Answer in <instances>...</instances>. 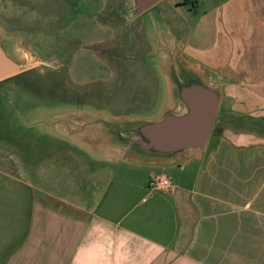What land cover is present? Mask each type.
Returning <instances> with one entry per match:
<instances>
[{"label": "crops", "instance_id": "obj_1", "mask_svg": "<svg viewBox=\"0 0 264 264\" xmlns=\"http://www.w3.org/2000/svg\"><path fill=\"white\" fill-rule=\"evenodd\" d=\"M180 1L143 11L219 92L204 148L141 157L92 120L145 117L73 110L66 146L9 174L21 198L0 215V264H264V0ZM153 173L166 192L146 188Z\"/></svg>", "mask_w": 264, "mask_h": 264}, {"label": "rangeland", "instance_id": "obj_2", "mask_svg": "<svg viewBox=\"0 0 264 264\" xmlns=\"http://www.w3.org/2000/svg\"><path fill=\"white\" fill-rule=\"evenodd\" d=\"M160 5L169 8L161 1L150 10ZM132 8V0H0V40L21 65L0 80L1 216L21 198L9 175L18 177L19 154L66 146L56 139L60 118L78 109L145 119L164 111L170 80L148 11Z\"/></svg>", "mask_w": 264, "mask_h": 264}, {"label": "water", "instance_id": "obj_3", "mask_svg": "<svg viewBox=\"0 0 264 264\" xmlns=\"http://www.w3.org/2000/svg\"><path fill=\"white\" fill-rule=\"evenodd\" d=\"M154 0H132V14H137ZM158 57L163 74L170 80V101L158 117L119 119L94 118L92 122L105 128L113 140L141 157H171L204 148L219 105L217 89L207 84L188 68L174 48L157 40ZM162 47V51L159 49ZM163 52V56H162ZM20 63L11 57L0 40V80L17 74ZM72 113L59 119L68 123Z\"/></svg>", "mask_w": 264, "mask_h": 264}, {"label": "built area", "instance_id": "obj_4", "mask_svg": "<svg viewBox=\"0 0 264 264\" xmlns=\"http://www.w3.org/2000/svg\"><path fill=\"white\" fill-rule=\"evenodd\" d=\"M190 2L191 0H186ZM148 190L166 192L170 187V179L167 175L160 173L150 174L145 184Z\"/></svg>", "mask_w": 264, "mask_h": 264}, {"label": "trees", "instance_id": "obj_5", "mask_svg": "<svg viewBox=\"0 0 264 264\" xmlns=\"http://www.w3.org/2000/svg\"><path fill=\"white\" fill-rule=\"evenodd\" d=\"M193 1L194 0H191L190 2H186V1H184V2H182L181 4H188L189 6H193Z\"/></svg>", "mask_w": 264, "mask_h": 264}, {"label": "flooded vegetation", "instance_id": "obj_6", "mask_svg": "<svg viewBox=\"0 0 264 264\" xmlns=\"http://www.w3.org/2000/svg\"><path fill=\"white\" fill-rule=\"evenodd\" d=\"M184 1H186V0H181L180 3L184 2ZM186 2H188V1H186ZM141 12H142V11H141ZM141 12H139V13H141Z\"/></svg>", "mask_w": 264, "mask_h": 264}]
</instances>
